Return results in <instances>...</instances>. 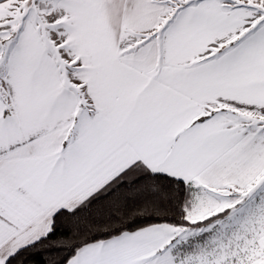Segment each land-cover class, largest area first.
<instances>
[{"label": "snow or ice", "instance_id": "1", "mask_svg": "<svg viewBox=\"0 0 264 264\" xmlns=\"http://www.w3.org/2000/svg\"><path fill=\"white\" fill-rule=\"evenodd\" d=\"M0 264H264V0H0Z\"/></svg>", "mask_w": 264, "mask_h": 264}]
</instances>
